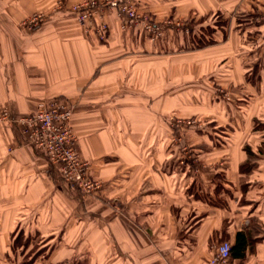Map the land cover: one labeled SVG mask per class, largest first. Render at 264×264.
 <instances>
[{
    "label": "crops",
    "instance_id": "obj_1",
    "mask_svg": "<svg viewBox=\"0 0 264 264\" xmlns=\"http://www.w3.org/2000/svg\"><path fill=\"white\" fill-rule=\"evenodd\" d=\"M59 1L81 0H0V264H210L240 231L252 244L226 264H264V0H136L183 27L152 41L107 11L106 42ZM54 8L39 28L21 26ZM216 14L228 27L197 48L193 34ZM49 100L74 108L99 194L71 188L1 120Z\"/></svg>",
    "mask_w": 264,
    "mask_h": 264
},
{
    "label": "built area",
    "instance_id": "obj_2",
    "mask_svg": "<svg viewBox=\"0 0 264 264\" xmlns=\"http://www.w3.org/2000/svg\"><path fill=\"white\" fill-rule=\"evenodd\" d=\"M59 8L63 4L59 1ZM84 33L94 36L99 42H106L109 25L104 21L105 12L114 13L119 19L126 20L122 29H143L152 41L164 37L171 27H183L179 22L166 19L157 22L149 14L137 9L135 0H84L71 10ZM47 20L46 13H35L25 18L21 26L34 30ZM74 108L59 100L42 101L36 110L24 116H11L8 112L1 115V120L14 123L20 139L43 154L50 165L57 168L59 177L71 188L86 194H99L103 183L92 178L90 163L83 160L77 152L78 136L73 127ZM175 125L184 123L172 119ZM232 244L222 242L215 249L210 264H226L232 256Z\"/></svg>",
    "mask_w": 264,
    "mask_h": 264
},
{
    "label": "trees",
    "instance_id": "obj_3",
    "mask_svg": "<svg viewBox=\"0 0 264 264\" xmlns=\"http://www.w3.org/2000/svg\"><path fill=\"white\" fill-rule=\"evenodd\" d=\"M229 25V20L219 14H216L214 18L212 19V23L205 27V28H199L200 30L196 31L194 33V42L197 48H202L206 46H212V44L215 43V40L213 39V33L216 31H225L226 28ZM249 159L248 161L244 164L243 167L246 168H251L254 164L250 163V160L252 159L254 153L251 151V149L248 147L246 148ZM220 187V186H218ZM251 234H246V231H240L237 234L236 242L234 246H232V257H237L241 258L244 256V251L245 249L252 244V238L250 237ZM22 236H18L16 241H15V246H18L21 242ZM31 261H25L23 264H31Z\"/></svg>",
    "mask_w": 264,
    "mask_h": 264
},
{
    "label": "rangeland",
    "instance_id": "obj_4",
    "mask_svg": "<svg viewBox=\"0 0 264 264\" xmlns=\"http://www.w3.org/2000/svg\"><path fill=\"white\" fill-rule=\"evenodd\" d=\"M82 1H84V0H81L80 2H82ZM136 1V0H135ZM80 2H76V3H73V4H71V5H69V4H66L65 2H61L62 4H63V6H62V8L61 9H68L70 12H72L71 10H72V7L74 6V5H76L77 3H80ZM59 4V3H58ZM57 4V8L60 10V8H59V5ZM136 4H137V2H136ZM58 9H53L51 12H43V11H38V12H36V13H46L47 14V20L49 19V17L51 16V15H53V13H55ZM137 9H138V11H140V9H139V7H138V5H137ZM73 13V12H72ZM111 13V12H110ZM32 14H35V13H32ZM112 14H114V13H112ZM146 14H149V13H146ZM75 15V14H74ZM115 15V14H114ZM151 17H153L151 14H149ZM29 16H31V15H29ZM29 16H27V17H29ZM116 16V15H115ZM26 17V18H27ZM117 17V16H116ZM118 18V17H117ZM119 19V18H118ZM153 19L155 20V21H157L154 17H153ZM24 20V19H23ZM46 20V21H47ZM119 20H121L123 23L126 21V20H124V19H119ZM45 21V22H46ZM104 21L106 22V20L104 19ZM107 23V22H106ZM108 24V23H107ZM109 25V24H108ZM122 27V26H121ZM25 29H27V28H25ZM29 30V29H28ZM109 37V36H108ZM202 49V48H201ZM216 96L219 98L220 97V99H223V100H230L233 96H234V94H233V91L232 90H228V88L226 89V88H222V86L221 87H218L217 88V91H216ZM248 101H250V99L249 98H244L243 99V103H248ZM242 103V104H243ZM245 104V105H246ZM244 105V104H243ZM173 118H175V119H179V120H182L184 123H182V124H180V125H177V126H181V125H193V124H195L196 122H197V118L196 117H191V118H185V117H178V116H176V115H171L170 117H169V120H170V123H172L173 125H175L173 122H172V119ZM261 125L260 123H258L257 122V124H256V127H257V125ZM100 181V180H99ZM101 182V181H100Z\"/></svg>",
    "mask_w": 264,
    "mask_h": 264
}]
</instances>
